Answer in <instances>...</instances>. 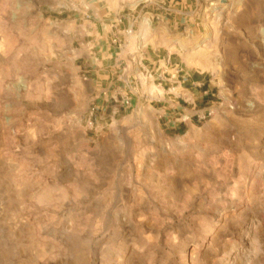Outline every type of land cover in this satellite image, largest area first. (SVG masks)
I'll list each match as a JSON object with an SVG mask.
<instances>
[{
	"label": "rangeland",
	"instance_id": "1",
	"mask_svg": "<svg viewBox=\"0 0 264 264\" xmlns=\"http://www.w3.org/2000/svg\"><path fill=\"white\" fill-rule=\"evenodd\" d=\"M170 1L0 0V264H264V0H184L176 83Z\"/></svg>",
	"mask_w": 264,
	"mask_h": 264
},
{
	"label": "crops",
	"instance_id": "2",
	"mask_svg": "<svg viewBox=\"0 0 264 264\" xmlns=\"http://www.w3.org/2000/svg\"><path fill=\"white\" fill-rule=\"evenodd\" d=\"M169 3H170L169 8L168 9L163 8V12L157 16V25L153 27L154 32L159 33L160 36H162L163 34V39L161 38V41L158 42L159 44L164 43L166 41V38H169L170 36H175V33H178L177 31L179 30V25H182L183 19L187 17V15L182 10L184 8V0H181V3L178 0L177 2H175L174 0H171ZM125 21H127L128 23L129 30L130 29L132 30L135 27L133 24L134 22L132 23V20L130 21V18L124 17L120 19L119 22H117V25L115 26V31L112 30V32L110 33L112 37H116L118 40L121 41V36L123 35V32H124L121 28V25H125L124 24ZM123 39H124V42H126V38L124 37ZM114 42L116 45V41ZM113 48L114 47L108 41V39L105 40V42H103V51L105 50V52H103V75H104L103 82H106L104 81V79L106 78H107V82L110 79V76L107 74L111 72L108 70L111 66L106 65V62L108 63L107 59H110L113 56L112 55L114 54ZM166 50H168L166 46L162 44L156 45L155 47L151 48L148 56L147 54H144V58L142 61L146 64L148 63V64L153 65L154 69H156L157 73H159V78L163 79V81H169L170 83L172 82L176 83L175 80L173 79L168 80L167 78V76L170 75L171 58L169 57V59H166V57H163V59H161L162 51H166ZM115 55H116V61L118 62L119 54L115 53ZM110 69H112V67ZM178 72L179 71L177 70V73ZM179 83L183 84V81ZM105 84L106 83H103V85Z\"/></svg>",
	"mask_w": 264,
	"mask_h": 264
},
{
	"label": "built area",
	"instance_id": "3",
	"mask_svg": "<svg viewBox=\"0 0 264 264\" xmlns=\"http://www.w3.org/2000/svg\"><path fill=\"white\" fill-rule=\"evenodd\" d=\"M96 110H97V107H94V108L92 109V115L95 114Z\"/></svg>",
	"mask_w": 264,
	"mask_h": 264
}]
</instances>
